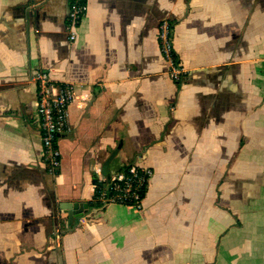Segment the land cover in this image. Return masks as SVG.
Here are the masks:
<instances>
[{
  "label": "crops",
  "instance_id": "1",
  "mask_svg": "<svg viewBox=\"0 0 264 264\" xmlns=\"http://www.w3.org/2000/svg\"><path fill=\"white\" fill-rule=\"evenodd\" d=\"M69 4L0 0V264H264V0H87L75 41ZM40 72L77 91L56 176ZM136 162L142 212L95 202V178Z\"/></svg>",
  "mask_w": 264,
  "mask_h": 264
},
{
  "label": "built area",
  "instance_id": "2",
  "mask_svg": "<svg viewBox=\"0 0 264 264\" xmlns=\"http://www.w3.org/2000/svg\"><path fill=\"white\" fill-rule=\"evenodd\" d=\"M84 0H73L68 15L70 39L75 41V30L85 16ZM161 53L168 64V75L175 82L185 76L181 62L174 55L173 26L163 21L159 29ZM37 103L34 119L43 143V162L52 176L62 167L59 149L61 137L69 130V110L77 96L76 86L69 82H56L47 72L36 75ZM154 172L145 164L131 163L111 176H105L103 186H95V202L104 207L119 205L142 212Z\"/></svg>",
  "mask_w": 264,
  "mask_h": 264
},
{
  "label": "water",
  "instance_id": "3",
  "mask_svg": "<svg viewBox=\"0 0 264 264\" xmlns=\"http://www.w3.org/2000/svg\"><path fill=\"white\" fill-rule=\"evenodd\" d=\"M69 12H70V4H69V6H68V15H69ZM117 153H118V150H115V151L110 155V157L108 158V160L105 162V165H104V168H103V172H102L103 175H107V172H108V169H109V165H110L112 159L117 155ZM94 184H95V185H98V186H100V187L103 186V183H102V182H99V181L97 180V178H95V180H94ZM81 208H82V206L79 207V210H78V209H74V210L72 209V210H69L68 213H69L70 219H73V217H74L75 215H77L78 213H80V212H78V211H81Z\"/></svg>",
  "mask_w": 264,
  "mask_h": 264
},
{
  "label": "trees",
  "instance_id": "4",
  "mask_svg": "<svg viewBox=\"0 0 264 264\" xmlns=\"http://www.w3.org/2000/svg\"><path fill=\"white\" fill-rule=\"evenodd\" d=\"M73 2V0H70V3H72ZM84 3H85V5H86V12H87V0H84ZM86 12H85V15H86ZM171 24H172V26H173V32H174V28H175V26H174V23L173 22H170ZM159 29H160V26H159ZM158 40H159V36H158ZM159 45H160V42H159ZM174 55H175V59L177 60V62H180V59H179V57H178V55H177V52H176V50H175V48H174ZM166 61V60H165ZM167 63V62H166ZM168 65V64H167Z\"/></svg>",
  "mask_w": 264,
  "mask_h": 264
}]
</instances>
